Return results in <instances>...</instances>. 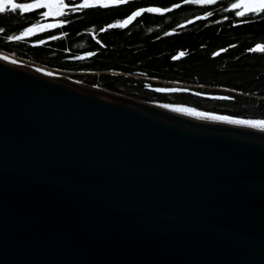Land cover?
Here are the masks:
<instances>
[{
  "label": "water",
  "instance_id": "water-1",
  "mask_svg": "<svg viewBox=\"0 0 264 264\" xmlns=\"http://www.w3.org/2000/svg\"><path fill=\"white\" fill-rule=\"evenodd\" d=\"M229 120L264 118L0 51V264H264V129Z\"/></svg>",
  "mask_w": 264,
  "mask_h": 264
},
{
  "label": "trees",
  "instance_id": "trees-1",
  "mask_svg": "<svg viewBox=\"0 0 264 264\" xmlns=\"http://www.w3.org/2000/svg\"><path fill=\"white\" fill-rule=\"evenodd\" d=\"M233 3L124 0L94 5L77 14L75 39L44 45L0 39V50L140 98L264 118V52L255 48L264 44V11L256 15ZM135 12L140 15L124 24ZM169 83L188 89L155 88Z\"/></svg>",
  "mask_w": 264,
  "mask_h": 264
},
{
  "label": "flooded vegetation",
  "instance_id": "flooded-vegetation-1",
  "mask_svg": "<svg viewBox=\"0 0 264 264\" xmlns=\"http://www.w3.org/2000/svg\"><path fill=\"white\" fill-rule=\"evenodd\" d=\"M241 0H234L233 6L242 10H251L243 6ZM18 3L35 4L36 0H16ZM85 0H64L65 7L57 13L53 10L48 16L46 8H32L27 12L6 11L0 14V39L7 41H21L30 45H44L52 41L72 40L76 38L72 28L75 21L78 20L77 14L83 10L90 9L94 5H113L119 3L118 0H87L88 7H81ZM27 28H32L33 32L23 39H16Z\"/></svg>",
  "mask_w": 264,
  "mask_h": 264
},
{
  "label": "snow or ice",
  "instance_id": "snow-or-ice-1",
  "mask_svg": "<svg viewBox=\"0 0 264 264\" xmlns=\"http://www.w3.org/2000/svg\"><path fill=\"white\" fill-rule=\"evenodd\" d=\"M69 2H71V0H69ZM118 2H124V0H118ZM88 3L87 0H85V3L83 5H81V7H88ZM103 6H107V5H103ZM65 7L64 4V0H36L35 4H28V3H18L16 2V0H0V14L5 13L6 11H12V12H16L17 10H19L20 12H27L32 8H46L49 9L48 12H45L44 15L48 16L53 10H55L57 13H60V10L63 9ZM234 7H237L234 5ZM258 9L260 11H258ZM147 11L149 12H159L160 9H156V8H149L147 9ZM264 11V0H256V7H253L251 9V12L256 14V15H260V12ZM140 13L139 12H135L133 13L132 16H130L128 18V20L124 21V24L129 23L132 19H134L136 16H139ZM237 15L243 16V13L238 12ZM123 26V25H121ZM0 31H2V29H0ZM33 32L32 28H27L20 36H17L16 39H23V37L28 36L30 33ZM257 51H262L264 52V47H260L259 45L257 46ZM161 91H163L161 89ZM173 91H175V89H173ZM224 99H227V97H223ZM174 111H189L191 112V110L189 109H174ZM194 115H204L203 113H191ZM210 119L213 120H219V119H227L226 117H217V116H211L209 117ZM229 123H233V124H247V125H251L252 127L255 128H261L264 129V120H259V121H252V120H229Z\"/></svg>",
  "mask_w": 264,
  "mask_h": 264
},
{
  "label": "rangeland",
  "instance_id": "rangeland-1",
  "mask_svg": "<svg viewBox=\"0 0 264 264\" xmlns=\"http://www.w3.org/2000/svg\"><path fill=\"white\" fill-rule=\"evenodd\" d=\"M241 3H243L245 7L251 8L256 7V0H241Z\"/></svg>",
  "mask_w": 264,
  "mask_h": 264
},
{
  "label": "built area",
  "instance_id": "built-area-1",
  "mask_svg": "<svg viewBox=\"0 0 264 264\" xmlns=\"http://www.w3.org/2000/svg\"><path fill=\"white\" fill-rule=\"evenodd\" d=\"M0 51H2V50H0Z\"/></svg>",
  "mask_w": 264,
  "mask_h": 264
}]
</instances>
